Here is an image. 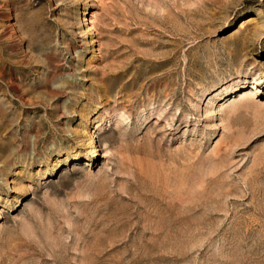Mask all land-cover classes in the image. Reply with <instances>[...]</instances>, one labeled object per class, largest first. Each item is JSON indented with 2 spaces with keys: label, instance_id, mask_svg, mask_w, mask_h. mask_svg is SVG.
Segmentation results:
<instances>
[{
  "label": "rangeland",
  "instance_id": "374dc122",
  "mask_svg": "<svg viewBox=\"0 0 264 264\" xmlns=\"http://www.w3.org/2000/svg\"><path fill=\"white\" fill-rule=\"evenodd\" d=\"M0 264H264V0H0Z\"/></svg>",
  "mask_w": 264,
  "mask_h": 264
}]
</instances>
